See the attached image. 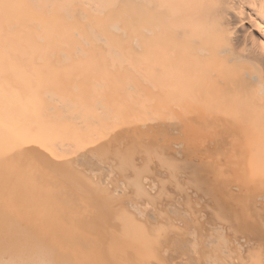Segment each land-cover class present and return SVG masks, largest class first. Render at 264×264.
Wrapping results in <instances>:
<instances>
[{
	"label": "bare ground",
	"instance_id": "6f19581e",
	"mask_svg": "<svg viewBox=\"0 0 264 264\" xmlns=\"http://www.w3.org/2000/svg\"><path fill=\"white\" fill-rule=\"evenodd\" d=\"M0 264H264V0H0Z\"/></svg>",
	"mask_w": 264,
	"mask_h": 264
},
{
	"label": "rangeland",
	"instance_id": "374dc122",
	"mask_svg": "<svg viewBox=\"0 0 264 264\" xmlns=\"http://www.w3.org/2000/svg\"><path fill=\"white\" fill-rule=\"evenodd\" d=\"M155 103H156V102H155ZM160 112H162V113H164V114H166V115L168 114L167 109H161V108H160L159 113H160ZM159 113H158L157 111H155V114H159ZM162 113H160V114H162ZM175 122H176V123H175ZM175 122L172 121V125H178V122H177V121H175ZM182 131L185 133L184 136L187 137V136H188V135H187V130H186V129H182ZM200 132H201V133H204V131L201 130V129H200ZM171 134H174V133H171ZM180 135H182V134H179L177 137H180Z\"/></svg>",
	"mask_w": 264,
	"mask_h": 264
}]
</instances>
